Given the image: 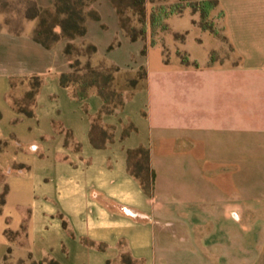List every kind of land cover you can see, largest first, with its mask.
Returning <instances> with one entry per match:
<instances>
[{"label":"crops","instance_id":"0c3cea01","mask_svg":"<svg viewBox=\"0 0 264 264\" xmlns=\"http://www.w3.org/2000/svg\"><path fill=\"white\" fill-rule=\"evenodd\" d=\"M217 1L229 56L183 49L107 113L60 84L64 40L0 29V264H264V0Z\"/></svg>","mask_w":264,"mask_h":264},{"label":"trees","instance_id":"16d2710c","mask_svg":"<svg viewBox=\"0 0 264 264\" xmlns=\"http://www.w3.org/2000/svg\"><path fill=\"white\" fill-rule=\"evenodd\" d=\"M188 0H176L169 5H160L150 16V26L152 31H167L169 25L167 20L173 15H181L187 8H193L202 18L209 16L217 6V0H194L183 3ZM96 0H54L49 7H41L36 0H0V13L9 15L5 26L8 31L18 34L24 27H12L10 19L12 16H18L21 20H36L32 30V38L45 48H49L60 40H64L63 54L69 61V68L59 76L60 84L69 87L79 99L85 98L89 92L96 91L102 99L101 112H111L120 108L125 98L133 93L137 87L143 85L147 79V70L144 66L136 70L121 69L116 65L107 64L103 60L96 64L92 59L97 51L96 46L85 40L87 32L86 22L88 19H99V15L94 8ZM116 9L121 31L131 41L143 39L146 36L147 24L144 19L145 0H131L128 7L136 10L140 27L135 31L125 25L123 18V8L121 0H111ZM203 30H209L210 27L201 24ZM81 40L80 45L75 41ZM158 40L151 37L149 44L156 45ZM183 62H187L186 55L180 57ZM41 85L39 76L29 78V90L25 97L15 104L19 111L26 115H31V107L34 103V97ZM22 106H19L21 105ZM99 115L93 122V130L98 129ZM134 154L139 155L137 159V170L130 168L131 172L141 178V183L145 190L151 187V180L148 177L147 170L148 152L146 149H136L129 151V158ZM3 199V194L1 195ZM40 264V263H39ZM48 264H59L54 260H49Z\"/></svg>","mask_w":264,"mask_h":264},{"label":"rangeland","instance_id":"374dc122","mask_svg":"<svg viewBox=\"0 0 264 264\" xmlns=\"http://www.w3.org/2000/svg\"><path fill=\"white\" fill-rule=\"evenodd\" d=\"M131 0H121L123 8V20L129 28L140 27L138 15L135 9L128 7ZM176 0H145L144 19L147 24L146 36L143 39L131 41L121 31L119 19L115 7L111 0H96L94 8L99 15V19H88L86 22L87 33L85 38L88 42L93 43L97 51L94 58L104 59L107 62L114 63L121 69H138L144 66L152 74L158 72L164 67V61L172 62L179 57H184L187 49L197 55L200 61H212L213 59H223L229 56L230 48L222 38L218 16L211 13L209 16L202 18L200 14L193 11V8H187L181 15L169 17L167 31H152L150 26V16L160 5H169ZM54 0H37L42 6H51ZM195 2L194 0L184 1L183 3ZM9 15L0 13V26H5V21ZM27 20H21L18 16H12L10 23L12 27H24ZM30 24V22H29ZM36 24V20H35ZM201 24L210 27L208 38L206 34L200 32ZM151 37L156 38L158 43L150 45ZM184 37V46L180 43ZM201 40L202 45L196 46L193 42ZM81 40H76L75 44L80 45ZM178 58V57H177ZM92 63L97 61L92 59ZM6 264H39L30 259L10 260Z\"/></svg>","mask_w":264,"mask_h":264}]
</instances>
